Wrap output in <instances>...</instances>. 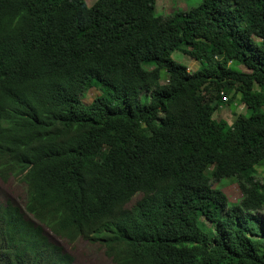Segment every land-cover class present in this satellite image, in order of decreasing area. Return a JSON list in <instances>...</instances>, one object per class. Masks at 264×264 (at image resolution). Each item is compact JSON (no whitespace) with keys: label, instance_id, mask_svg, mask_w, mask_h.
<instances>
[{"label":"trees","instance_id":"obj_1","mask_svg":"<svg viewBox=\"0 0 264 264\" xmlns=\"http://www.w3.org/2000/svg\"><path fill=\"white\" fill-rule=\"evenodd\" d=\"M155 3L0 0V179L26 187L0 203V264H82L45 228L112 264H264V0Z\"/></svg>","mask_w":264,"mask_h":264},{"label":"rangeland","instance_id":"obj_2","mask_svg":"<svg viewBox=\"0 0 264 264\" xmlns=\"http://www.w3.org/2000/svg\"><path fill=\"white\" fill-rule=\"evenodd\" d=\"M96 0H85L87 6H91ZM201 3V0H156L155 12L160 16H167L174 13L176 10H188L195 7ZM257 40V39H255ZM259 40H257L258 42ZM171 58L182 66H186L189 72L195 71L200 63L190 59L188 56L182 54L179 51L172 53ZM230 66L236 70L247 72V70L241 66L231 63ZM161 83L165 81V72H161ZM95 83V82H94ZM102 93V88L100 85H93L92 88L87 90L81 97V101L84 105L88 103L96 96ZM108 97V95H106ZM112 104L115 101L109 98ZM141 104L145 105L148 103V98L146 96L140 97ZM245 112V106L238 100L235 99L232 104H223L214 113L213 118L216 120H225L229 124L232 122L235 114H240ZM256 178L260 181L264 180V162L258 164L255 167ZM212 188L220 189L226 196L230 205L237 204L241 199L240 189L236 181L232 178L222 179L219 182H211ZM26 198V187L20 178L10 177L8 180L3 181L0 179V203H11L21 209L24 208ZM139 196H135L126 205L130 208L134 205L135 201ZM207 226L209 224L205 222ZM46 233L50 239L62 247V249L72 255L77 263L82 264H111V260L105 255L104 247L99 243H90L84 240H78L74 244H69L67 241L61 239L57 235H53L51 231L47 228Z\"/></svg>","mask_w":264,"mask_h":264},{"label":"clouds","instance_id":"obj_3","mask_svg":"<svg viewBox=\"0 0 264 264\" xmlns=\"http://www.w3.org/2000/svg\"><path fill=\"white\" fill-rule=\"evenodd\" d=\"M78 240H83V239H78ZM78 240H77V241H78ZM77 241H76V242H77ZM84 241H86V240H84ZM87 242H89V241H87ZM90 243H92V242H90ZM96 243H99V244L101 245L100 242H96ZM69 244H70V243H69ZM73 244H74V243H73ZM93 244H94V243H93ZM108 258H109V257H108ZM109 259H110V258H109ZM110 260H111V259H110ZM111 264H112V263H111Z\"/></svg>","mask_w":264,"mask_h":264},{"label":"built area","instance_id":"obj_4","mask_svg":"<svg viewBox=\"0 0 264 264\" xmlns=\"http://www.w3.org/2000/svg\"><path fill=\"white\" fill-rule=\"evenodd\" d=\"M225 98H223V100H224Z\"/></svg>","mask_w":264,"mask_h":264}]
</instances>
